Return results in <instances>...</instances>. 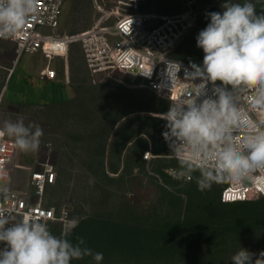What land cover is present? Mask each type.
Masks as SVG:
<instances>
[{"label": "rangeland", "instance_id": "rangeland-1", "mask_svg": "<svg viewBox=\"0 0 264 264\" xmlns=\"http://www.w3.org/2000/svg\"><path fill=\"white\" fill-rule=\"evenodd\" d=\"M193 1L202 12L196 13L198 29L187 35L174 57L202 65L204 52L197 47L196 37L210 22L207 13H222L226 0ZM185 2L66 0L61 30L83 32L104 14H109L105 20L109 25L132 13L177 15L186 11ZM251 2L258 14L264 9V0ZM46 64L41 55L18 60L14 43L0 46V126L4 120L23 117L26 124L33 122L43 129L40 150L19 151L15 173L44 162L55 166L57 183L47 190V205L57 212L68 207L69 218L87 216L78 227L85 223L92 230L100 229L87 246L103 253L101 264H232L231 256L240 247L257 255L264 250V197L240 206L223 205L220 198L226 184L201 192L195 180L174 179L176 160L156 155L157 143L145 134L139 137L148 146H140L154 157L145 164L139 162L133 148L136 128L150 127L157 131L160 144L168 145L163 135L166 124L147 118L165 120L163 115L172 103L160 98L147 80L120 72L93 76L79 43L71 46L68 58L53 61L58 72L55 82L39 78ZM27 178L20 174L16 186L27 189ZM49 227L59 235L60 223ZM171 227L178 229L181 240L168 250L162 246L163 235H170ZM153 237L156 244L150 243ZM72 264L95 262L85 257Z\"/></svg>", "mask_w": 264, "mask_h": 264}, {"label": "clouds", "instance_id": "clouds-1", "mask_svg": "<svg viewBox=\"0 0 264 264\" xmlns=\"http://www.w3.org/2000/svg\"><path fill=\"white\" fill-rule=\"evenodd\" d=\"M38 5L39 0H0V38L22 33L37 15ZM222 8V13H207L210 22L196 37L197 47L204 52L202 65L191 63L192 71L185 69V80L201 83H182L177 76L181 66L175 62H169L167 69L171 91L190 85L163 115L168 155L178 165L173 178L195 180L201 192L210 191L214 184L240 186L254 173H264V9L258 14L251 0H226ZM217 81L222 86H215ZM209 82L214 85L211 96L206 89ZM43 135L38 124H26L23 117L4 120L0 126V138H11L24 153L38 152ZM0 192L7 200V189ZM85 219L62 218L60 233L55 235L34 214L17 217L12 209L0 208V243L5 245L0 249V264H72L85 257L101 264L103 253L94 252L83 237L72 239ZM231 262L264 264V250L257 255L240 247Z\"/></svg>", "mask_w": 264, "mask_h": 264}, {"label": "built area", "instance_id": "built-area-1", "mask_svg": "<svg viewBox=\"0 0 264 264\" xmlns=\"http://www.w3.org/2000/svg\"><path fill=\"white\" fill-rule=\"evenodd\" d=\"M65 4L66 0H39L37 15L30 19L22 33L8 39L0 38L15 44L18 60L24 55H41L47 60L46 66L39 72L40 79L56 81L58 72L52 65L53 61L68 58L71 46L79 43L93 76L120 72L143 78L160 98L171 103L190 85L181 84L171 91L172 83L167 75L169 62L181 66L177 76L182 83H201L200 79L185 80V69L191 72V64L174 57L187 35L198 28L196 13L199 11L193 0H186L185 12L171 16L132 13L121 16L109 25L105 24L109 14H104L94 26L76 34L61 30ZM215 86L222 85L217 81ZM213 87L211 82L206 85L209 96L212 95ZM251 114L254 120L258 118L255 110H251ZM19 151L11 138H0V190L7 189V200L0 192V208L12 209L17 217L25 213L34 214L49 226L61 224L62 218L70 217L69 208L63 207L57 212L47 205V190L57 183L55 166L50 162L36 166L31 170L28 188L20 191L14 187ZM153 157L151 150L143 153L144 160ZM260 197H264V173L259 171L243 185L227 184L221 193V201L226 204L247 202ZM4 246L0 243V249Z\"/></svg>", "mask_w": 264, "mask_h": 264}, {"label": "trees", "instance_id": "trees-1", "mask_svg": "<svg viewBox=\"0 0 264 264\" xmlns=\"http://www.w3.org/2000/svg\"><path fill=\"white\" fill-rule=\"evenodd\" d=\"M67 101V100H66ZM64 101V102H66ZM147 119H151L155 122H162V123H165L167 125V121L166 120H162V119H159V118H147ZM121 120V117L118 118L114 124H117L118 122L117 121H120ZM156 133L157 131H154L152 129H150V127H147V128H136L134 131H133V140H135L133 142V148L136 150L137 149V153H138V158H139V162L141 164H145L146 161L143 159V146L141 147L140 144L143 143L144 147H147L148 146V141L139 137L140 135L142 134H145L147 135L148 137L150 138H153V140H155V142L157 143V146L154 148V152L156 155H160V156H169V152H170V148L168 147L167 144L165 143H161V138L160 137H157L156 136ZM160 133V132H158ZM163 133V132H162ZM157 140V141H156ZM140 146V148H139ZM227 185V184H226ZM225 185V186H226ZM224 186V187H225ZM224 187H222V190L224 189ZM221 199V198H220ZM223 205H237V206H240V205H245V202H239V203H229V204H226V203H223ZM169 233L170 235H163L164 237V241H166L165 244H163L162 246H167L168 247V250H171L172 247H177L180 243V238H179V231L177 228H174V227H171V229H169ZM100 235V229L99 228H95V229H91L89 225L83 223L80 227L77 228V231H76V234L72 237L73 240H75V237L79 236V237H83L86 241V244H89L90 242H94L96 238V235ZM154 240H150L151 242L150 243H154L156 244V238L157 237H153Z\"/></svg>", "mask_w": 264, "mask_h": 264}, {"label": "crops", "instance_id": "crops-1", "mask_svg": "<svg viewBox=\"0 0 264 264\" xmlns=\"http://www.w3.org/2000/svg\"><path fill=\"white\" fill-rule=\"evenodd\" d=\"M206 21V20H205ZM206 22H208V20L206 21ZM198 29V28H197ZM200 30V29H199ZM11 41H9V40H0V46L2 47V48H6V47H8L9 45H11ZM13 72V71H12ZM47 82H55V81H47ZM24 167V166H23ZM25 169H27L26 167H24ZM31 170H32V168L30 169L29 168V170H25V172L23 171V172H17V173H15V174H17V175H15L14 174V176L16 177V178H14V187L16 188V189H18V190H20V191H23V190H26V189H24V187H22V186H16V182H17V179H18V177L20 176V174L22 175L23 173L26 175V176H28V180H29V177H30V174H31Z\"/></svg>", "mask_w": 264, "mask_h": 264}]
</instances>
